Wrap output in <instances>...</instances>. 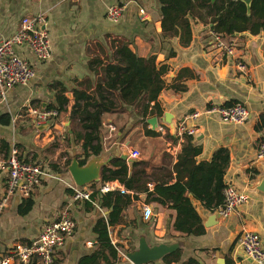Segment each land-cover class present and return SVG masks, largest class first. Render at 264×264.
Here are the masks:
<instances>
[{
	"label": "crops",
	"instance_id": "crops-1",
	"mask_svg": "<svg viewBox=\"0 0 264 264\" xmlns=\"http://www.w3.org/2000/svg\"><path fill=\"white\" fill-rule=\"evenodd\" d=\"M112 5L125 6L117 22L106 18V10ZM38 15L45 17L41 28L49 34L51 55L39 62L27 48L18 49L31 62L35 78L27 86L11 88L4 99L0 97V118L6 115L11 118L9 126L0 123V146L2 142L11 147L17 145L21 157L40 163L46 175L31 197L16 194L10 199L0 218V250L8 251L18 242L37 239L44 227L57 221L62 210L69 206L76 231L56 251L52 264H107L103 253L93 262L86 259L99 249L101 221L117 253V260L111 264H132L126 255L137 251L141 241L149 247L161 244L174 247L180 252L177 264L189 259L197 264H254L239 247L238 239L244 232L254 233L264 250V161L256 158L257 147L264 140V130L258 129L260 116L264 114L263 35L244 32L223 38L233 43L229 55L216 47L212 24L202 21H191L187 45L178 37H165L158 0H0V43L19 31L24 18ZM117 41H126L141 58L154 57L158 67L165 66L167 71L163 76L164 89L157 100L158 111L143 117L139 108H127L102 118L99 136L103 151L89 161L101 166L100 178L106 166L121 160L128 169L127 178L134 174L140 179L131 189L110 181L126 189L123 195L129 197L130 203L122 207L116 223V218H111L114 225L109 226L114 203L108 205L107 198L101 199L102 194L92 196L94 204L73 201L70 186L76 184L69 166L82 152V142L76 146L71 138L69 145L67 136L72 133L70 116L75 90L93 93L101 82V65L111 58ZM94 60L98 65L93 64ZM238 61L244 65V71L237 68ZM62 89L66 90L63 95L68 100L67 111L53 127H36L29 109L45 111L56 102ZM234 104H241L248 111V120L243 125L222 123L216 116L188 118L209 106ZM149 106L152 108L154 103ZM152 118L157 123L149 129L148 120ZM180 126L193 129L194 134L178 136ZM186 138L200 149L196 166L209 165L218 151H225L229 157L222 176L225 189L230 187L247 198L228 218L221 219L217 215L219 206L205 207L190 192H185L199 219L197 225L203 229L200 235L174 230L177 211L170 207L171 200L167 199L162 206L147 199L156 185H183L187 180L184 167H178ZM132 151L139 156L133 159ZM124 155L133 161L122 159ZM9 156V152L0 154V199L7 190L9 171L4 162ZM70 156L72 161L67 165ZM217 164L221 165L219 161ZM98 186L100 180L83 188L92 191ZM30 199L31 211L21 214L23 202ZM143 205L153 212L148 220L143 218ZM32 264L42 263L34 260Z\"/></svg>",
	"mask_w": 264,
	"mask_h": 264
},
{
	"label": "trees",
	"instance_id": "trees-1",
	"mask_svg": "<svg viewBox=\"0 0 264 264\" xmlns=\"http://www.w3.org/2000/svg\"><path fill=\"white\" fill-rule=\"evenodd\" d=\"M162 34L165 37H178L184 45L191 38V21L198 20L206 24H212L211 31L221 38H228L235 34L247 32L251 35L262 34L264 38V0H251L247 7L241 0H158ZM94 60L93 64L98 65ZM102 64V63H100ZM101 82L97 83L93 93L85 90H75V104L73 105L70 120L72 133L68 134V144L73 138L76 146L82 142V152L77 154V159L82 166L86 165L89 158L96 157L103 151L100 140L102 118L108 113L124 111L127 108H139L141 116L149 112L158 111L157 100L164 89L165 66H159L154 57L141 58L137 56L126 41H117L113 54L108 61L101 65ZM98 72V71H96ZM62 89L56 97V102L45 111H57L61 116L67 111L68 100L63 95ZM150 103L154 106L150 108ZM231 106V105H228ZM57 120L52 119L50 126L53 127ZM0 123L3 126L11 124L10 116H2ZM77 127V129H76ZM258 129L264 130V114L260 116ZM191 139L186 138L182 156L178 167L183 166L187 173V180L182 184L176 183L169 187L156 185L154 195L150 193L148 200L164 206L166 200H171V208L177 211V219L174 230L187 235L203 234L199 227L198 217L191 208L185 192H190L194 198L201 201L205 207L212 205L220 206L223 201V173L228 164L229 157L225 151H218L209 165H195V158L200 149L191 144ZM11 146L8 142H2L0 154L10 153ZM82 158V159H81ZM72 161L68 158L67 165ZM219 161L220 164H217ZM128 169L121 160H114L106 166L101 173L100 185L118 181L126 189H131L140 183L137 175L131 174L127 178ZM215 172L218 174L216 175ZM138 174V173H137ZM98 195L94 193L92 196ZM108 200L107 204L114 203L108 225L113 226L112 217L117 218L122 207L130 203L129 197L119 192H108L101 195V199ZM161 198V199H160ZM164 199V200H162ZM33 201L25 200L21 207V214L31 211ZM99 249L87 261L93 262L98 255L103 253L104 262L111 264L117 260V253L111 246L107 236L106 225L99 222ZM107 257V258H106ZM180 252L174 251L165 255L161 264L180 262ZM181 264H197L189 259Z\"/></svg>",
	"mask_w": 264,
	"mask_h": 264
},
{
	"label": "built area",
	"instance_id": "built-area-1",
	"mask_svg": "<svg viewBox=\"0 0 264 264\" xmlns=\"http://www.w3.org/2000/svg\"><path fill=\"white\" fill-rule=\"evenodd\" d=\"M125 6L112 5L106 10V18L111 22H117L121 17ZM144 15L143 10H139ZM45 22L44 15H38L34 18H24L18 32L0 43V97L4 99L8 91L15 86H27L35 78V70L28 59L23 58L19 48H27L39 62H44L51 55V42L49 34L41 28ZM216 42V47L223 53L232 54L233 43L227 41L211 31ZM239 71H244V65L238 61L236 64ZM29 115L33 117L36 127L50 125L52 119L58 121L60 115L57 111H42L35 108L29 109ZM202 116H216L222 123L233 125H243L248 120V111L241 104L231 106H209L201 111H195L189 115V119H197ZM13 119V123L16 122ZM152 126L149 125L150 129ZM191 136L193 129H185L180 126L178 136ZM130 156L134 159L139 153L132 151ZM256 158L264 161V140L259 143L256 150ZM2 161H0L1 164ZM9 171L7 190L0 199V218L8 207L10 199L16 194L23 198L31 197L36 189L42 183L45 177L44 170L40 163L24 160L21 157L20 149L17 145L11 147L10 156L4 162ZM73 191V201H88L94 204L92 195L106 194L115 190L120 194L127 193L123 187H117L111 182H106L89 191L77 185L70 186ZM247 198L244 194L237 193L228 187L223 191V201L217 210V215L221 219L228 218L234 211L244 205ZM142 215L145 220L153 216V212L148 205H143ZM76 231V222L74 221L70 207L66 206L60 215V218L46 225L38 236L32 242H18L8 251L0 250V264H32L34 260L42 264H52L55 253L61 249L65 243L74 236ZM238 245L254 264H264V250L261 247L259 237L251 232H244L238 239Z\"/></svg>",
	"mask_w": 264,
	"mask_h": 264
},
{
	"label": "water",
	"instance_id": "water-1",
	"mask_svg": "<svg viewBox=\"0 0 264 264\" xmlns=\"http://www.w3.org/2000/svg\"><path fill=\"white\" fill-rule=\"evenodd\" d=\"M213 1V0H212ZM247 7H249L251 0H241ZM157 121L155 118L148 120V124L154 127ZM47 129V126H42L40 129ZM122 159L132 162L133 159L122 156ZM101 166L95 161H89L86 166H81L77 159H74L69 166V171L74 180V183L83 188L85 186L97 183L100 180ZM174 247L166 245H158L149 247L145 242H140L137 251L132 250L126 255V258L132 264H150L160 261L165 255L174 252Z\"/></svg>",
	"mask_w": 264,
	"mask_h": 264
}]
</instances>
